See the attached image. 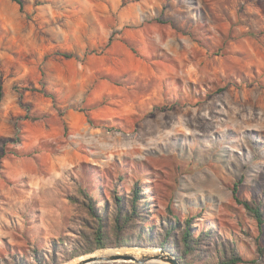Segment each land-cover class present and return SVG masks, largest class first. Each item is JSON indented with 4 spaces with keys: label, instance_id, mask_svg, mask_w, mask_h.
Here are the masks:
<instances>
[{
    "label": "rangeland",
    "instance_id": "1",
    "mask_svg": "<svg viewBox=\"0 0 264 264\" xmlns=\"http://www.w3.org/2000/svg\"><path fill=\"white\" fill-rule=\"evenodd\" d=\"M22 1L0 0V264L74 261L100 218L97 253L161 247L171 211L218 236L181 264L220 241L264 264L233 194L264 214V0ZM134 185L149 210L115 232Z\"/></svg>",
    "mask_w": 264,
    "mask_h": 264
},
{
    "label": "trees",
    "instance_id": "2",
    "mask_svg": "<svg viewBox=\"0 0 264 264\" xmlns=\"http://www.w3.org/2000/svg\"><path fill=\"white\" fill-rule=\"evenodd\" d=\"M20 4L21 9H23L24 3L22 0H14ZM65 57H70L68 53L63 54ZM3 97V89L0 84V101ZM89 121L92 122V119L89 118ZM2 155H0V169H1ZM240 182V181H239ZM239 182L235 183L233 188V194L235 199L244 204V206L253 213L254 217L257 219L259 224L264 222L263 211L257 202H250L248 200H241L238 196ZM115 193L116 200V211L112 213V219L114 222V231L119 232L125 230L136 217L143 216L141 213L145 210H149L147 196L144 193V190L140 185H134L133 189L128 195L120 194L117 191ZM90 199L88 208L90 212L94 215L96 214V206L94 205L95 201L91 194H86ZM99 207V206H98ZM171 219H168V225L164 227L166 229L165 235L160 239L159 245L163 248L171 251V247L175 246L173 250L174 255H176L181 262L188 254H193L197 247L201 244H206L208 242L215 243V239L218 237L216 231L213 228H207L199 233L194 232V219L197 216H187L184 221L173 211H171ZM103 219L100 218L96 231L93 233V237L90 238L84 245L83 249L75 251L70 257L69 260L77 258L81 255L88 253H93L98 249H105L110 247L109 239L105 232ZM173 238L175 245H170V240ZM122 244L118 243L117 247H120ZM218 260L212 264H239L244 262L241 254L235 250H228V247L225 246L224 241H220L217 245Z\"/></svg>",
    "mask_w": 264,
    "mask_h": 264
},
{
    "label": "water",
    "instance_id": "3",
    "mask_svg": "<svg viewBox=\"0 0 264 264\" xmlns=\"http://www.w3.org/2000/svg\"><path fill=\"white\" fill-rule=\"evenodd\" d=\"M152 249H158V252L146 254L139 258L133 254H112V255H103L101 257H86L74 264H92V263H97L98 261H113L118 259H121L123 261L140 263V264H145V263L181 264L179 258L168 249L163 247H155V248L153 247Z\"/></svg>",
    "mask_w": 264,
    "mask_h": 264
},
{
    "label": "bare ground",
    "instance_id": "4",
    "mask_svg": "<svg viewBox=\"0 0 264 264\" xmlns=\"http://www.w3.org/2000/svg\"><path fill=\"white\" fill-rule=\"evenodd\" d=\"M158 252V249H152L150 247H147V248H141V247H135V248H131L129 250H121V249H115V250H110V251H107L105 253H103L104 255H112V254H133L135 255L136 257H141L143 255H146V254H151V253H157ZM107 253V254H106ZM103 254L101 253H93V254H90V255H82L80 257H78L76 260L74 261H71V262H67L66 264H74L78 261H81L82 259L86 258V257H101L103 256ZM100 262V261H98ZM163 264H169V263H163Z\"/></svg>",
    "mask_w": 264,
    "mask_h": 264
}]
</instances>
